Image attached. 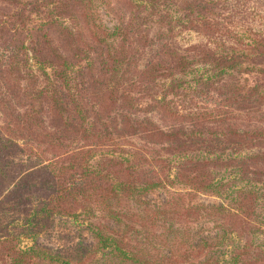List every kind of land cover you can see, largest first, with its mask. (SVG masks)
I'll return each mask as SVG.
<instances>
[{
  "label": "trees",
  "instance_id": "obj_1",
  "mask_svg": "<svg viewBox=\"0 0 264 264\" xmlns=\"http://www.w3.org/2000/svg\"><path fill=\"white\" fill-rule=\"evenodd\" d=\"M263 209L264 0H0V264H264Z\"/></svg>",
  "mask_w": 264,
  "mask_h": 264
},
{
  "label": "rangeland",
  "instance_id": "obj_2",
  "mask_svg": "<svg viewBox=\"0 0 264 264\" xmlns=\"http://www.w3.org/2000/svg\"><path fill=\"white\" fill-rule=\"evenodd\" d=\"M100 16L106 25L110 26L113 23L111 16L105 12L101 11ZM145 197L149 201H156L164 197V191H155ZM197 198L205 203L218 202L220 199L214 196L201 194L197 196ZM262 211H264V209ZM91 220L96 221L98 219L92 218ZM210 226L211 224L205 221L198 222L193 225V228L204 233ZM93 242V238L86 226V221L81 217L73 219L67 216H53L46 230L38 232L32 237L22 236L20 245L35 244L43 246L53 251H58L65 256H70L71 259H75L77 253H83L90 249ZM98 255L99 254H96L97 257Z\"/></svg>",
  "mask_w": 264,
  "mask_h": 264
}]
</instances>
